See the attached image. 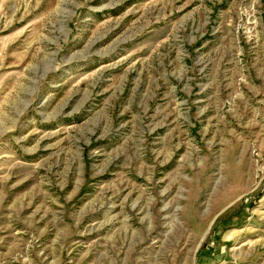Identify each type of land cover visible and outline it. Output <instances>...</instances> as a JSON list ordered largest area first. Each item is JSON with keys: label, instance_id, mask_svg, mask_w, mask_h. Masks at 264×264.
Here are the masks:
<instances>
[{"label": "rangeland", "instance_id": "1", "mask_svg": "<svg viewBox=\"0 0 264 264\" xmlns=\"http://www.w3.org/2000/svg\"><path fill=\"white\" fill-rule=\"evenodd\" d=\"M0 264H264V0H0Z\"/></svg>", "mask_w": 264, "mask_h": 264}]
</instances>
